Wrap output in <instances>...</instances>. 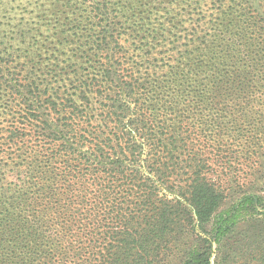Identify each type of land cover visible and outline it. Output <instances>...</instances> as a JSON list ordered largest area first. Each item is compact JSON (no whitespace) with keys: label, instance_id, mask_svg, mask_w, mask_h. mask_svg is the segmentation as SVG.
<instances>
[{"label":"trees","instance_id":"obj_1","mask_svg":"<svg viewBox=\"0 0 264 264\" xmlns=\"http://www.w3.org/2000/svg\"><path fill=\"white\" fill-rule=\"evenodd\" d=\"M48 1L0 0V264H264V179L224 205L264 143V0Z\"/></svg>","mask_w":264,"mask_h":264},{"label":"rangeland","instance_id":"obj_2","mask_svg":"<svg viewBox=\"0 0 264 264\" xmlns=\"http://www.w3.org/2000/svg\"><path fill=\"white\" fill-rule=\"evenodd\" d=\"M1 1L3 2V4H5L7 0H1ZM55 1L56 0H49L47 5H51ZM46 13H49V11H47ZM47 29H50V28H47ZM39 43H42V41L39 40ZM130 44H133V43H130ZM36 55L33 56L35 62L38 61V60H36ZM70 55H73V54L70 53ZM30 59H31V57L29 58V60ZM66 59H69V58H66ZM39 60H40V58H39ZM40 61L42 63H44V69H43L42 73L50 75L48 77L50 78L49 80H51V81H58L59 80V82H57L56 84H52L53 88H50V91H52V92H54L55 90L60 91L61 95L59 97L61 98V100H58V102L63 101V102H69L70 103V101H73L76 103L78 100L84 104L91 103L93 105V107L96 105L95 99L83 100V98H81L79 95V90L83 89L84 87H86V85L88 83H90V80H89L90 70H89L87 64L86 65L85 64L79 65V66L75 65V66H69V67L67 64H65L67 74L62 75L60 77L57 76L58 78L55 76L56 79H52L51 76L57 75L59 73H64L62 70L63 69L62 65L60 64L58 66V65H53L51 63L47 64V62H44L42 59ZM86 61H87V59L84 58L85 63H87ZM66 62H68V61H66ZM60 63H61V60H60ZM68 64L71 65L72 63L68 62ZM73 65H74V63H73ZM51 70H53V72L49 73V72H51ZM4 73H5V71H4ZM8 77L11 78L10 76H8ZM77 97H79V98L76 99ZM249 157L251 158V161L248 164L250 165L251 162L255 164L254 169L250 170V173L252 175L250 174L245 178L247 183H246V186L243 187L242 186V183L244 181L243 180L244 176L242 177L243 173L242 172L241 173L236 172V174H237L236 176L237 177L241 176V177H238V179L236 180L235 183L233 181L231 182V184L233 185V188L231 190H227L225 192V194L227 196L224 198V203H225L224 205L228 206L229 203H234V202L238 201L239 199H241V197H243V196L240 193H242V191H246V189H249L252 185H254L253 180H255L256 178L261 177V179H264V170H262L261 168H259V169L256 168L258 163L264 161V143H262L261 141L258 142L254 152L250 153ZM230 162H232V160ZM229 165H231V164H229ZM233 166L234 165H231L230 170H233ZM224 167L227 168L226 165ZM157 187H158L157 190H159L158 195L165 194L167 200H171V201L174 200L173 194H171L174 192H172L170 190H168L170 193L165 191V188L163 186H161V184H157ZM259 188L263 189V191L259 193V197H260V199H264V185L260 184ZM224 205L221 207L222 209L224 207H226ZM221 208H220V210H222ZM247 235H250V232H248ZM235 238L238 241V238H239L238 233H236ZM262 240L264 242V234L262 236ZM213 249L214 250H213V256L211 257V264H243L242 261H239L237 259H233L231 253L228 252L224 246H221L220 249H216L215 246H213ZM244 251H246V250H244ZM226 253H227V256H226Z\"/></svg>","mask_w":264,"mask_h":264}]
</instances>
